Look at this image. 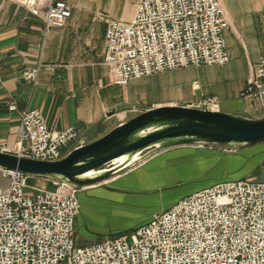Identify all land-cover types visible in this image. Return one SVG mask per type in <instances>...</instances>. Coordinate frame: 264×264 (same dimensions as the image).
I'll return each mask as SVG.
<instances>
[{
  "label": "built area",
  "instance_id": "built-area-1",
  "mask_svg": "<svg viewBox=\"0 0 264 264\" xmlns=\"http://www.w3.org/2000/svg\"><path fill=\"white\" fill-rule=\"evenodd\" d=\"M10 1L41 18L45 36L65 28L73 12L63 1ZM99 18L107 22L105 65L116 86L230 62V21L220 0H140L130 21ZM40 67L27 68L24 80L37 84ZM240 97L256 107L252 112L264 113V57ZM196 108L218 111L220 105L207 98ZM81 138L77 128L53 130L42 112L30 110L21 116L17 146L0 142V151L54 162ZM0 174L10 183L0 188V264H264V180L219 182L153 215L130 235L81 248L75 232L82 190L18 171Z\"/></svg>",
  "mask_w": 264,
  "mask_h": 264
},
{
  "label": "crops",
  "instance_id": "crops-1",
  "mask_svg": "<svg viewBox=\"0 0 264 264\" xmlns=\"http://www.w3.org/2000/svg\"><path fill=\"white\" fill-rule=\"evenodd\" d=\"M54 1L70 4L73 7L72 16L65 28L53 29L45 36V24L41 18L16 2L0 0V142L6 143L10 149L18 144L21 116L26 111L42 112L53 130L63 131L75 127L82 138L93 142L124 121L127 111L134 106L131 93L133 85L116 86L105 65L108 26L105 20L99 18V14L110 19L130 21L140 0ZM220 2L230 21V28L225 33L229 64L225 67H190L140 80L143 84L154 82L158 89L172 94L173 99L155 107L171 104L194 107L195 103L190 101L213 97L219 100L220 110L241 115L254 113L252 111L256 107L242 99L240 94L252 74L253 66L264 57V0ZM38 65L41 67L37 84L25 81V70ZM135 82L137 81L132 83ZM115 110L119 114L109 117ZM190 148L195 149L192 156H166L169 150L150 159L120 180L95 187L104 189L103 197L110 198L115 194L123 198L118 200L121 203L133 204V201L140 200L147 207L145 218L140 224L120 227L113 234L136 230L154 214L167 208L164 200L152 197L136 199L137 196L131 193L139 196L153 195L162 190L158 185L147 189L149 181L155 177H162L169 172L180 177L179 172L186 170V166L199 165L200 161L206 160L204 168L191 175L192 178H197L216 166L221 159L219 153L200 150L219 151L217 148ZM174 159L177 162L173 165L164 164ZM183 174L189 176L187 172ZM130 177H136L132 184L128 182ZM122 180L125 182L120 183ZM219 182L223 181H209L201 189L210 188ZM196 191L198 190L193 193ZM181 196L186 197L187 193L177 196L178 200H181ZM110 199L115 206L118 198ZM80 204L79 216H87L85 205L91 206L90 198L80 196ZM129 214L133 215L134 212ZM87 240L88 242L85 240L81 243L77 237L76 243L81 248L101 243Z\"/></svg>",
  "mask_w": 264,
  "mask_h": 264
},
{
  "label": "water",
  "instance_id": "water-1",
  "mask_svg": "<svg viewBox=\"0 0 264 264\" xmlns=\"http://www.w3.org/2000/svg\"><path fill=\"white\" fill-rule=\"evenodd\" d=\"M127 113L137 114L93 142L81 138L54 162L0 151V170L18 171L31 178L86 190L123 177L172 149L200 147L237 151L264 143V113L252 117L185 105L146 110L130 108ZM117 114L119 111L115 110L109 117Z\"/></svg>",
  "mask_w": 264,
  "mask_h": 264
},
{
  "label": "rangeland",
  "instance_id": "rangeland-1",
  "mask_svg": "<svg viewBox=\"0 0 264 264\" xmlns=\"http://www.w3.org/2000/svg\"><path fill=\"white\" fill-rule=\"evenodd\" d=\"M131 84L133 85L131 87L132 100L134 104V106L131 108L133 109L146 110L155 107V105H160L162 103H165L173 99L171 93L169 94L167 92H163L162 90L158 89L157 84L154 82L143 84V81H137ZM195 85L196 84L193 85L194 90H195ZM207 98H213V97H205L201 101H194V102L190 101V102L195 103L194 107H198L199 105L203 104V102ZM171 105H178V104H171ZM136 114L137 113H130L127 115L128 117L126 119L127 120L130 119ZM246 116L254 117V116H262V114L249 113ZM217 149L219 151L200 149L203 150L202 152H214L221 154V159L218 160L216 166H213L210 170H207L202 176H198L197 178L191 177V175H194L195 172L201 171L204 168V166L207 164L206 160L200 161L199 165L186 166L187 169L186 170L183 169V172L189 173V176H186L185 174H183V172L180 171L179 172V175L181 174L180 177L172 174V172L165 173L162 177L161 176L155 177L152 181H149L150 182L148 184L149 188L147 189H150L151 187L158 185L162 187V190L155 192L153 195L142 194L139 196L137 194H133V193L131 194L133 196H137L136 199L138 197L159 198L161 201L162 200L165 201L166 204L165 207L171 208L170 206L171 205L173 206L174 205L173 203H177L179 201L178 197L180 195H182L183 193H187V196H190L193 194L194 190H198V191L202 190L201 186L205 185V183L209 181L249 180L251 182H257L264 180V143L237 151H230L227 149H219V148ZM194 150H195L194 148L182 147L179 149L170 150V152L166 153L165 155L167 156V155L179 154V155L192 156L194 155ZM176 162L174 159V160H170L167 164L173 165ZM182 176L185 178H182ZM135 181H136V177H130L128 180L130 184H132ZM124 182L125 181L122 180L120 183H124ZM30 184H34V183L30 181ZM9 185H10L9 180L3 179L0 174V188H7ZM98 190H100V188L86 189L80 191L79 201H80V196L83 197L86 196L90 198V202L92 204L91 206L85 205L87 216H79L77 220L78 221L77 230L75 234L76 239L78 237L81 243H83L85 240L88 242L87 239H91V241H93L94 243L98 241L105 242L106 240L115 238L121 234L130 235L131 233L136 231V230H131L126 233L113 234L116 233L117 232L116 230L120 227H128L129 225H136L137 223L140 224L141 223L140 221H142L145 218L144 214L145 211L147 210L146 205L142 203V201L140 200L133 201V204L124 203V202L121 203V201L118 200L123 198H121L119 195L114 194V196L110 197V198H118L116 199V205L114 206V203L110 202L111 201L110 198L103 197L102 193L105 192L104 189H101L100 191ZM110 194L113 195V193ZM183 198H185V196H181V199ZM167 208L165 209L167 210ZM133 212H134L133 215L129 214Z\"/></svg>",
  "mask_w": 264,
  "mask_h": 264
},
{
  "label": "bare ground",
  "instance_id": "bare-ground-1",
  "mask_svg": "<svg viewBox=\"0 0 264 264\" xmlns=\"http://www.w3.org/2000/svg\"><path fill=\"white\" fill-rule=\"evenodd\" d=\"M123 114H124V113H123ZM164 164L168 165L166 162H165ZM164 164H163V165H164ZM120 178H122V177H120ZM120 178H119V179H120ZM117 180H118V179H116L115 181H117Z\"/></svg>",
  "mask_w": 264,
  "mask_h": 264
}]
</instances>
